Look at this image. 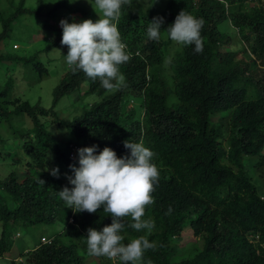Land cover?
I'll return each instance as SVG.
<instances>
[{
  "label": "trees",
  "instance_id": "obj_1",
  "mask_svg": "<svg viewBox=\"0 0 264 264\" xmlns=\"http://www.w3.org/2000/svg\"><path fill=\"white\" fill-rule=\"evenodd\" d=\"M255 2L129 0L121 7L118 30L130 60L119 66L125 86L113 92L98 78L70 67L53 90L50 108L12 93L19 76L9 75L0 83V123L6 132V137L0 135V158L9 159L4 151L13 153L17 166L0 179V258L11 252L18 227L61 223L63 228L48 238L50 244L29 253L27 263L12 264H88L87 230L101 231L111 225V217L102 208L93 214L73 212L58 196L72 185L50 171L58 165L70 170L73 145H96L97 155L108 147L122 158L130 156L124 147L129 140L143 142L155 154L152 163L159 172L151 193L154 203L142 217L154 222L153 229L128 228L127 217L121 233L125 244L139 236L155 243L145 251L143 264H264V0ZM73 3L63 0L60 8L38 15L43 32L51 34L46 35L45 51L67 48L61 45L62 19L80 23L77 15L93 22L102 18L94 3L87 1L81 8ZM25 7L22 0L12 14L0 10V68L26 65L35 74L29 84L35 85L50 76L38 54L22 57L3 50L12 40L14 23L28 11ZM182 10L205 21L202 53L194 45H181L171 54L174 41L164 29ZM157 16L164 24L160 38L152 40L147 28ZM225 23L248 46L242 51L245 59L223 52L230 42ZM72 94L95 101L79 116L62 118L55 109ZM27 120L30 126L23 127ZM61 127L69 128L74 140L61 144L54 132ZM258 178L262 187L255 183ZM187 228L198 239L199 246L191 251L180 246ZM95 258L122 264L118 258L114 263Z\"/></svg>",
  "mask_w": 264,
  "mask_h": 264
},
{
  "label": "clouds",
  "instance_id": "obj_2",
  "mask_svg": "<svg viewBox=\"0 0 264 264\" xmlns=\"http://www.w3.org/2000/svg\"><path fill=\"white\" fill-rule=\"evenodd\" d=\"M126 3L129 0H94L95 7L102 14V18L96 22L91 19L80 23H69L66 19L59 22L62 28L61 45L68 49L67 55L63 56L67 64L65 67H70L74 73L83 71L92 80L98 78L108 92L125 86L126 78L119 66L130 60V53L125 51L127 47L121 41L118 23L121 7ZM163 24V17H154L147 28L148 37L158 40ZM204 24L202 17L198 19L182 10L174 23L164 30L172 41L186 46L194 45V51L202 53L201 29ZM243 44L247 50L248 46ZM74 146L80 149L73 157ZM124 147L130 150V156L118 158L108 147L97 155L96 145L84 148L73 145L69 157L75 164L79 163V167L69 165L73 175L67 176V179L72 187H63L58 196L75 213L93 214L102 208L111 217V225L103 227L101 231L93 228L87 230V238L84 239L89 256L106 257L109 260L118 258L122 264H143L145 251L154 249L155 243L146 236H139L125 244L121 233L125 229L127 217H130L128 228L137 232L147 229L149 233L153 229L154 222L142 217L145 207L154 203L151 193L159 182V172L152 163L155 154L143 142L124 141ZM50 174L59 178V169H52ZM171 211L169 208L168 212ZM50 243V239L43 238L37 248ZM18 262L26 263L22 257Z\"/></svg>",
  "mask_w": 264,
  "mask_h": 264
},
{
  "label": "rangeland",
  "instance_id": "obj_3",
  "mask_svg": "<svg viewBox=\"0 0 264 264\" xmlns=\"http://www.w3.org/2000/svg\"><path fill=\"white\" fill-rule=\"evenodd\" d=\"M22 0H0V10L7 13V15L15 12L17 8L20 7ZM63 0H25L26 9L28 10L25 15L20 16L18 20L13 25L12 31V40L10 44L2 46V49L6 52L11 51L12 55L21 54L22 57L33 56L38 54V58L40 61L50 70V76L43 79L38 84H29V82H33L35 80V74L33 71L26 67V65L17 66L16 68L12 66L11 63L2 64L0 68V83L4 84L7 82L9 75L19 76L18 81H16L15 89H13L12 93L14 95L22 97L24 100L32 101V103H36L41 101V104L46 108H50L53 102V90L60 83L61 76L66 73L68 67H65L66 61L63 56H66L68 53V49L66 48H54L52 50H46V35L51 36V34L46 31L43 32L42 26L38 23V15L48 14L55 8H60ZM94 3V0H74L73 7L81 8L85 2ZM256 0L255 3H257ZM59 4H56L58 3ZM93 6V5H92ZM88 8H91L89 6ZM60 11V9H58ZM33 14V15H31ZM79 22L83 20L90 19L86 16H78ZM38 24V26L36 25ZM223 30L229 35L230 42L228 45L223 48V52L231 51L237 52L238 59H245L246 55L242 51H244L245 46L241 42V36L237 30L233 28L231 23H225L223 26ZM0 31H2V25L0 24ZM31 37V38H30ZM16 43V44H15ZM13 46V48H12ZM181 44L174 42V45L170 47L171 54L179 50ZM59 50L56 51V50ZM21 63V62H20ZM14 69V70H13ZM33 85V86H32ZM78 94V93H75ZM75 94H72L70 97H64L62 101L59 103L55 111H57L58 115L62 118L73 119L76 116H79L82 113L83 107L94 103L95 97H88L84 100H80L79 97H75ZM80 96V95H79ZM99 101V100H98ZM74 102H77V107L74 108ZM73 103V104H72ZM70 108L67 109V108ZM49 120V119H48ZM29 120L25 121L23 127L30 126ZM4 125V123H3ZM54 132L58 137V140L61 144H65V142L69 140H74L73 132L66 127L54 128ZM0 135L6 137V132L3 130L2 124L0 123ZM11 143V141H10ZM84 147H91L85 146ZM11 151V150H10ZM98 151V148H97ZM12 152V151H11ZM4 157H7L8 160L4 161L3 158H0V179L8 177L12 171L17 169L15 160V155L13 153H8L7 156L5 151ZM99 153V152H98ZM264 153V150H263ZM58 165V164H56ZM76 167H79V163L74 164ZM248 167V166H247ZM59 169L60 176L67 180V176H72L71 170H67L62 167H57ZM250 169V167H249ZM252 172V169H250ZM253 175V174H251ZM255 183L258 187H262V179L258 178L255 180ZM65 216V213L62 216ZM63 228L61 223H57L56 225H26L22 227H18L13 231V241H12V250L10 253L5 255V257L0 258V264H12V261H19L22 257L23 260L27 263L30 259V256L25 255L28 252L34 251L35 248L41 243L43 238H49L53 236L57 232H59ZM185 234H183V238L180 246L188 249L189 251L199 246L196 244L198 239L190 234V229ZM19 234L20 236H17ZM42 238V239H41ZM95 257L88 258L87 262L94 263L97 262ZM88 263V264H89ZM112 263L114 261L112 260ZM33 264V263H32ZM97 264H103L102 262H97Z\"/></svg>",
  "mask_w": 264,
  "mask_h": 264
},
{
  "label": "built area",
  "instance_id": "obj_4",
  "mask_svg": "<svg viewBox=\"0 0 264 264\" xmlns=\"http://www.w3.org/2000/svg\"><path fill=\"white\" fill-rule=\"evenodd\" d=\"M78 149H80V148L77 147V146H74V147H73V153H72L73 157L75 156V153H77V150H78Z\"/></svg>",
  "mask_w": 264,
  "mask_h": 264
}]
</instances>
